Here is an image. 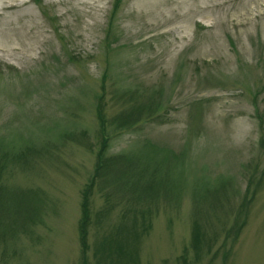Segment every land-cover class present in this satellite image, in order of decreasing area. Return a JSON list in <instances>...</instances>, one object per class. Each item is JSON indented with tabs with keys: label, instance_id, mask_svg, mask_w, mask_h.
<instances>
[{
	"label": "rangeland",
	"instance_id": "rangeland-1",
	"mask_svg": "<svg viewBox=\"0 0 264 264\" xmlns=\"http://www.w3.org/2000/svg\"><path fill=\"white\" fill-rule=\"evenodd\" d=\"M115 5L0 0V264H81L101 93L87 264H264V0Z\"/></svg>",
	"mask_w": 264,
	"mask_h": 264
},
{
	"label": "trees",
	"instance_id": "trees-1",
	"mask_svg": "<svg viewBox=\"0 0 264 264\" xmlns=\"http://www.w3.org/2000/svg\"><path fill=\"white\" fill-rule=\"evenodd\" d=\"M119 0H116V5L114 6L116 8L117 3ZM114 12V11H113ZM105 74L102 77V82H104ZM102 91H104V85L102 87ZM104 94L99 95V101L97 106V117L99 120V136H100V151L97 152L96 156V167L95 172L92 178L90 179L88 185L85 187V189L82 192V204H81V218L79 222V241H80V247H81V264H87V257H86V249L88 247L87 242V236L89 233V225H90V216H91V207H90V193L92 190V187L94 186L95 177L98 175L100 176L105 172L108 168V165L111 164V162H117L120 160V158H115L112 161H109V159L105 155V150L108 145L109 136L107 133V126L105 124L106 117L103 114V108H105V104L101 102V99L103 100ZM148 110H158L160 105L155 101H149ZM153 107V109H152ZM143 109V107H140ZM140 110V109H139ZM137 114H136V113ZM141 111H135L132 110L125 118L122 119V124L124 126H133V124L137 123L140 120V117H138ZM148 115V114H147ZM149 116V115H148ZM154 115H150V118ZM260 115H258L259 117ZM260 118V117H259ZM261 120V118H260ZM262 121V120H261ZM264 126V125H263ZM262 127V126H261ZM262 139L260 141V144L262 146V152L264 153V127L262 128ZM83 135H86V133L83 131ZM127 162H130L128 160ZM22 199V198H21ZM10 201H15V199L8 200L6 198V193L3 191V187H0V242L5 243L7 238L13 236V234L16 233L17 229L19 228V223L24 224L25 218L23 215V205L21 202L20 204H11ZM196 223H194V235L195 242L198 238V226ZM239 228V227H238Z\"/></svg>",
	"mask_w": 264,
	"mask_h": 264
}]
</instances>
